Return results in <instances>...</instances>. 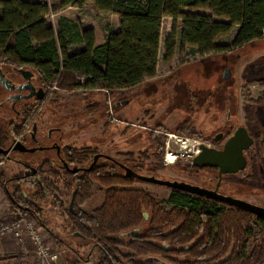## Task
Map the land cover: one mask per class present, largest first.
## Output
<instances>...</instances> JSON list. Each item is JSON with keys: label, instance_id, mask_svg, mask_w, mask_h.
Returning <instances> with one entry per match:
<instances>
[{"label": "trees", "instance_id": "1", "mask_svg": "<svg viewBox=\"0 0 264 264\" xmlns=\"http://www.w3.org/2000/svg\"><path fill=\"white\" fill-rule=\"evenodd\" d=\"M87 3L120 19L118 31L108 34L103 46L96 45L92 29L65 19L57 30L48 23L50 14ZM166 19L173 20L166 63L177 46L180 53L189 50L202 58L264 41V0H0V56L9 66L35 70L50 84L59 81L62 89L124 93L157 77ZM231 35V44H220ZM74 44L82 48L69 54ZM91 154L89 148L82 154L66 150L75 168H89ZM42 170V184L36 178L15 180L36 187L31 197L21 185L13 193L6 190L12 207L41 222L42 203L54 199L73 232L99 253L98 264H264V219L249 212L217 208L218 203L176 190L165 206L147 192L127 188L136 181L110 162H100L91 172L66 173V195L45 180H59L54 168L46 162ZM95 183L106 189L104 202L85 212L82 207L94 198ZM191 213L196 214L193 226Z\"/></svg>", "mask_w": 264, "mask_h": 264}, {"label": "rangeland", "instance_id": "2", "mask_svg": "<svg viewBox=\"0 0 264 264\" xmlns=\"http://www.w3.org/2000/svg\"><path fill=\"white\" fill-rule=\"evenodd\" d=\"M48 1L55 3L58 0ZM62 19L77 23L83 29H93L99 41L116 32L120 21L117 16L98 13L91 3L82 8L69 7L52 13L48 23L57 30ZM172 27L173 20L166 19L161 34L157 77L139 88L111 95L104 91L62 89L59 81L50 84L49 94L55 102L39 106L36 119L40 136L53 131V139H61L63 148H89L93 154L86 166L92 162L94 154H104L126 163L139 175L212 190L218 181V171L195 167V152L202 144L211 147V140L217 134L234 132L243 126L255 140L246 153L247 168L236 175L224 176L220 194L264 207V58L253 62L255 55L264 49V41H256L228 54L202 58L189 50L180 53L177 46L173 60L166 63V42ZM233 36L222 39L220 44H231ZM80 49L81 46L74 44L68 53ZM227 71L231 75L225 80ZM35 74L40 85V76ZM120 101H129V105L116 108L115 103ZM42 143L47 145L46 140ZM167 152L177 156L174 165L164 162ZM14 156L19 160H31L27 162L36 169H40L48 156L55 158L53 153L45 151ZM55 169L60 175L59 180L49 176L45 180L60 194L66 195L64 185L69 179L63 171ZM29 173L32 172L10 162L0 166V218H3L0 227L21 218L33 222L50 252L58 255L56 262L45 264H98L99 253L92 244L73 232L54 199L50 198L41 205L40 219L45 226L38 218L25 216L12 207L6 190L13 193L21 185L22 193L31 197L37 189L25 182H7ZM33 179L28 178L29 182ZM93 186L94 198L82 207L85 212L100 208L104 202L106 189L98 183ZM115 188L120 190L122 187ZM127 188L147 192L165 206L172 194L168 188L142 182ZM65 201L69 205L70 198ZM217 208L229 207L218 204ZM195 218L196 214L191 213L190 224ZM19 244L10 237L0 240V248H3L0 264H43L33 245L21 248Z\"/></svg>", "mask_w": 264, "mask_h": 264}, {"label": "flooded vegetation", "instance_id": "3", "mask_svg": "<svg viewBox=\"0 0 264 264\" xmlns=\"http://www.w3.org/2000/svg\"><path fill=\"white\" fill-rule=\"evenodd\" d=\"M1 60L2 61L0 62V166H4L6 162H10L14 166L22 167L27 172H32V173H29L27 176H22V177L19 176V177L13 178L7 183H10V182L14 183L16 182L15 181L16 179L28 177V178H36L37 181L40 184H42L39 174L43 172L42 166L46 162H48L49 165L53 167L56 172L57 170L55 168L57 167L59 170L63 171L65 174L70 172L65 167V165H68L70 169L84 168V167L72 168L73 166H71L68 163L67 156H66V150L76 149V148H71V147L63 148L60 144L61 139H58V141L53 139V135H54L53 131H48L47 135H45L44 137L40 136L39 121H37L36 119L39 106L45 105L47 103L55 102V99H53L49 94L50 83L44 81L40 77L41 83L39 85V83L36 80L35 70L31 68H26V67L9 66L3 58ZM20 69L31 72L33 74V77L30 80H27L25 76L22 75L18 71ZM235 131L227 132V133L223 132V133L217 134V136L222 135L223 137L218 143L214 142V139L217 136L212 138L211 143H210L211 148L222 150L227 140L231 136H233ZM251 137L253 138V136ZM44 140L47 141V145H44L42 143L44 142ZM254 143H255V140H254ZM19 144H22L27 149L44 148L45 150H43L42 152L45 151V152H50L51 154L53 153L55 158L52 159V156H48L47 159H45L42 162L40 169H36L32 167L30 163H28L31 160H19L14 156L16 154L23 155V156L31 155V153H21L20 151H16L15 150L16 148H20ZM76 150L80 154L83 153V149L81 150L76 149ZM6 151H9V153L5 154ZM249 151L250 150H248L246 153H248ZM37 152H41V151H37ZM246 153H245V156H246ZM96 155L103 156L102 158L99 159L97 165L100 163V161L110 162L114 166H117L123 172V174L126 175L125 171L117 163L105 158V156L107 155L94 154L92 162ZM117 162L127 168H130L127 166L126 163H122L120 161H117ZM130 169L133 170L132 168ZM216 170L218 171V169ZM133 171L137 173L135 170ZM23 181H26V180H23ZM132 181H135V180H132ZM218 182H219V177H218L217 184ZM217 184L215 185V188L212 189V191L216 189ZM221 186H222V182H221L220 188ZM64 187H66V184L64 185ZM220 188L218 191L219 193H220ZM208 190H211V189H208ZM203 199L206 201L207 200L213 201V200H209L205 198ZM213 202L218 203L216 201H213ZM218 204H221V203H218ZM195 222H196V218H195L194 223L190 224V226H193ZM214 227H216V229ZM141 232L142 230L139 231L137 234H140ZM217 233H218V226L215 223L213 225V237H215ZM210 260H213V258L207 259L206 261H210ZM217 264H220V262H218Z\"/></svg>", "mask_w": 264, "mask_h": 264}, {"label": "water", "instance_id": "4", "mask_svg": "<svg viewBox=\"0 0 264 264\" xmlns=\"http://www.w3.org/2000/svg\"><path fill=\"white\" fill-rule=\"evenodd\" d=\"M18 71L22 75H24L27 80H30L33 77V74L29 71H25L23 69H20ZM230 75L231 72L227 71L224 79L227 80ZM127 105H129V101H120L115 103L116 108L126 107ZM222 137V135H218L214 139V142L218 143L222 139ZM253 145L254 139L250 136L247 128L243 126L239 127L235 131L233 136H231L227 140L222 150H217L215 148L208 147L204 144L200 145V153L193 159V165L201 169H218L219 182L217 184L216 189L213 191L184 182L161 180L155 177L142 176L135 173L130 168L119 164L111 157L105 156V158L117 163L125 171V177L129 180H135L142 183L157 185L160 187L168 188L170 190L181 191L197 197L213 200L228 207L244 210L253 215H256L258 218L264 219V207L257 206L245 200L223 196L218 192L224 176L236 175L240 172H243L247 168L248 160L245 156V153L250 150ZM19 147L20 148H16L15 150L20 151L21 153L33 154L37 151L42 152L43 150H45L44 148L27 149L22 144H19ZM8 153L9 151L5 152V154ZM102 157V155H96L89 168L70 169L68 165H65V167L73 174H78L80 172H91L92 169L97 165L99 159ZM74 198L75 194L73 195V198L70 203L71 210L73 209Z\"/></svg>", "mask_w": 264, "mask_h": 264}, {"label": "built area", "instance_id": "5", "mask_svg": "<svg viewBox=\"0 0 264 264\" xmlns=\"http://www.w3.org/2000/svg\"><path fill=\"white\" fill-rule=\"evenodd\" d=\"M109 94L108 91H104ZM110 110L111 104L109 103ZM113 115V110L112 113ZM198 150L195 152L197 156L200 153V146H198ZM174 159V163L177 161V156L172 154V152H167L164 158V162L169 165L170 159ZM7 237L12 238L13 241L17 242L21 248H29L31 245L36 248V251L39 256V260L45 264L46 262H56L58 259V255L52 254L49 250V247L46 245L43 236L40 234V230L35 227L33 222H28L25 219H20L11 224H5L0 227V240L5 239Z\"/></svg>", "mask_w": 264, "mask_h": 264}, {"label": "crops", "instance_id": "6", "mask_svg": "<svg viewBox=\"0 0 264 264\" xmlns=\"http://www.w3.org/2000/svg\"><path fill=\"white\" fill-rule=\"evenodd\" d=\"M169 20H171V19H169ZM93 30V29H92ZM118 31V30H117ZM95 36H96V45L97 46H103L104 44H105V42H106V38H107V36L106 37H104L103 39H101L100 41H99V39H98V37H97V35L95 34ZM234 38H235V36H233V40H234ZM82 48V47H81ZM242 50V49H241ZM257 54H259V56L257 55ZM256 55H255V58L253 59V62L255 61V59L257 60V59H259V58H264V49L262 50V51H259L258 53H257ZM262 61V60H261ZM242 70H243V68H242ZM242 110V109H241ZM3 250V248H0V251H2Z\"/></svg>", "mask_w": 264, "mask_h": 264}, {"label": "bare ground", "instance_id": "7", "mask_svg": "<svg viewBox=\"0 0 264 264\" xmlns=\"http://www.w3.org/2000/svg\"><path fill=\"white\" fill-rule=\"evenodd\" d=\"M174 164H175V163H174V159L171 158V159H170V162H169V166L174 165Z\"/></svg>", "mask_w": 264, "mask_h": 264}]
</instances>
